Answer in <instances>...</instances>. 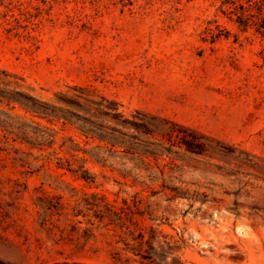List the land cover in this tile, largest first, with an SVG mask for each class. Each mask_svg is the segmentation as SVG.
<instances>
[{
    "label": "rangeland",
    "instance_id": "rangeland-1",
    "mask_svg": "<svg viewBox=\"0 0 264 264\" xmlns=\"http://www.w3.org/2000/svg\"><path fill=\"white\" fill-rule=\"evenodd\" d=\"M216 5L0 0V88L53 108L2 102L0 116L56 132L52 148L31 151L56 153L38 172L0 153V264H264V38L215 17ZM213 19L217 37L204 32ZM43 195L60 206L49 222ZM90 195L133 212L140 200L151 262L84 209Z\"/></svg>",
    "mask_w": 264,
    "mask_h": 264
},
{
    "label": "trees",
    "instance_id": "trees-1",
    "mask_svg": "<svg viewBox=\"0 0 264 264\" xmlns=\"http://www.w3.org/2000/svg\"><path fill=\"white\" fill-rule=\"evenodd\" d=\"M216 5V14L224 15L235 24L243 32L252 29L254 34L264 38V0H211ZM204 32L210 34L213 37H217L221 32V27L215 19L207 21L204 27ZM4 86L8 89L0 88V103L5 102L7 106H11V109H15V105L21 107L24 111L31 112L33 114L46 116H52L53 108L49 107L30 97L20 91L18 86L10 88V82H5ZM0 116V153L5 152L7 157L11 159L15 164H18L23 169V174L29 173V169L34 167L36 172L40 168H44L46 164L50 163L53 156H56L55 151L52 153L40 154L34 157L32 150L38 152L44 151L46 148H52L56 140V132L48 127H40L38 123L29 121V123L22 121L19 116H12L6 113H2ZM98 129V128H97ZM98 136V135H97ZM111 140L114 143L115 138L110 134ZM98 138L103 141V136L99 135ZM26 148V150L16 148L13 144ZM114 147V144L110 145ZM62 145L59 146L62 149ZM73 151H80L78 148H71ZM99 149V147H96ZM70 153L69 151H67ZM85 152V151H84ZM83 152V153H84ZM14 154V156H12ZM92 159L98 163L105 164L106 159L98 154H92L89 152ZM57 160L56 168L63 169L61 158H55ZM41 161L42 163L37 166L35 162ZM85 162V159H82ZM67 164L66 170L70 173H78L80 171L79 178L85 182H93V178L89 175L87 170L83 169V166H79L78 170H73L69 161H65ZM35 205L42 212L37 211V214L43 222H49V218L53 215V209L57 212L60 206L58 204H52V198L46 195L37 197ZM80 204L77 203L71 209L76 212L73 216L81 213L77 210ZM82 205L86 211L92 212V215L100 224H103L105 228L113 232V237L118 238L115 242H126V245L131 247V253L134 256L140 257L141 261L151 262V254L144 250V246L151 247L153 240L152 236L145 239L143 230L138 226L134 220V216L144 217L145 212L140 211V200L133 202L135 211L130 209V206L124 202V207H117L114 203L108 201L105 196L98 197L97 195H90L82 199ZM78 211V212H77ZM150 215V214H148ZM93 224V223H91ZM132 227L134 229H132ZM150 233L154 234V231L150 229ZM170 251V248H169ZM118 254V253H115ZM128 260V259H126Z\"/></svg>",
    "mask_w": 264,
    "mask_h": 264
}]
</instances>
